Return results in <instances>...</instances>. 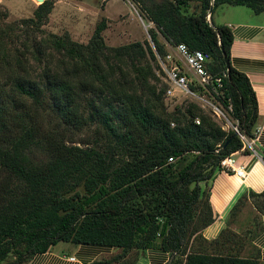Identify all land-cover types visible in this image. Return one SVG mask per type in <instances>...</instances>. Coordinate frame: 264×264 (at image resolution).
Instances as JSON below:
<instances>
[{
  "label": "trees",
  "instance_id": "trees-1",
  "mask_svg": "<svg viewBox=\"0 0 264 264\" xmlns=\"http://www.w3.org/2000/svg\"><path fill=\"white\" fill-rule=\"evenodd\" d=\"M263 1L131 0L153 24L149 39L108 46L105 18L87 43L46 35V48L24 43L42 63L36 77L19 57L12 67L18 28L0 22V264H25L58 242L119 251L90 264H135L153 246L171 254L166 264H258L264 190L244 191L217 237L202 234L215 220L212 181L221 160L242 148L240 138L193 100L168 110L157 73L167 45L206 53L219 78L208 97L230 106L232 121L252 137L254 91L244 73L227 70L222 50L230 60L233 34L211 15L223 3L260 10ZM52 9L44 0L18 27L42 32ZM91 127L92 140L76 143L74 132Z\"/></svg>",
  "mask_w": 264,
  "mask_h": 264
},
{
  "label": "crops",
  "instance_id": "crops-1",
  "mask_svg": "<svg viewBox=\"0 0 264 264\" xmlns=\"http://www.w3.org/2000/svg\"><path fill=\"white\" fill-rule=\"evenodd\" d=\"M198 6L199 2L193 1L190 10H197ZM260 6V10H255L247 5L223 3L211 15L214 26H226L232 31L230 65L250 81L258 108L253 133L259 127L261 133L254 144L256 152L243 147L234 152L235 167L244 170V177L224 169L215 175L210 191L215 220L202 231L207 239L218 236L225 226L228 212L244 191L264 190V1ZM262 222L264 224V217ZM65 243L66 246L58 247L56 244L46 252L35 254L25 264H90L118 251L102 245ZM253 244L259 250L258 264H264V228L255 236ZM170 257L168 251L153 246L145 249L135 264H166Z\"/></svg>",
  "mask_w": 264,
  "mask_h": 264
},
{
  "label": "rangeland",
  "instance_id": "rangeland-1",
  "mask_svg": "<svg viewBox=\"0 0 264 264\" xmlns=\"http://www.w3.org/2000/svg\"><path fill=\"white\" fill-rule=\"evenodd\" d=\"M53 9L48 15V20L41 28L42 32L32 33L30 28L18 27V22L21 19L31 17L39 0H0V22L2 24H12L18 28V38L13 36V41L9 47L11 54L10 58L12 67H16L15 57H19L26 69H29L32 77H36L42 67V63L35 61L31 55L30 46L24 45L38 43L41 41L42 47L46 48L41 38L46 35H63L67 32L74 41L87 43L90 39L96 24L102 19H106V29L103 32L105 43L108 46H118L128 44L135 41L143 42L149 39L148 29L153 26L138 10L136 5L131 0H51ZM215 11V10H214ZM3 13L6 16L3 17ZM21 31V32H20ZM24 32L28 34L25 37ZM27 39L24 42V39ZM28 49V50H27ZM171 51V49H169ZM19 71V69H17ZM20 73H23L20 70ZM160 81L166 83L165 74L157 73ZM0 78H5L0 74ZM14 97L18 98L17 95ZM187 100H196L190 96L175 90L174 95L166 97L165 104L168 110H173L174 106L183 104ZM202 104L201 101L196 100ZM206 111L211 112L213 118L221 124L225 129L230 128V122H233L229 115H226L228 120L212 113L207 106ZM230 120V121H229ZM94 128H87L82 132H74L73 138L76 143L81 144L82 139L88 138L92 140ZM91 134V135H89ZM245 215L241 216V220H245ZM65 242H58L57 246H66ZM119 252V251H117Z\"/></svg>",
  "mask_w": 264,
  "mask_h": 264
},
{
  "label": "built area",
  "instance_id": "built-area-1",
  "mask_svg": "<svg viewBox=\"0 0 264 264\" xmlns=\"http://www.w3.org/2000/svg\"><path fill=\"white\" fill-rule=\"evenodd\" d=\"M206 18L210 20L209 12L207 13ZM168 47L171 51L168 50V53L164 58L158 56L159 64L163 74H165L167 83L165 91L166 97L174 95L175 90H179L181 93L201 101L202 104L193 100L203 109L207 106L211 109L212 113L228 120L226 115H229L228 112L230 106L226 109L221 103L213 99V97H208V95L212 96L209 87L212 84V81H219V78L213 77L208 70L210 57L201 50H190L184 43H179L175 46L169 45ZM192 85L202 88V91L192 90L190 88ZM195 122L199 124V118H196ZM237 124V121L230 122L231 128L234 129L243 144L242 147L256 152L254 144L259 138L261 128H257L253 133V136L249 138L244 133L240 132ZM262 160L264 162V158ZM169 161H172V158H169ZM220 165L222 169L228 170L238 177L242 178L245 176V172L242 168L235 167L234 153L224 157L221 160ZM70 259L74 260V257H71Z\"/></svg>",
  "mask_w": 264,
  "mask_h": 264
},
{
  "label": "water",
  "instance_id": "water-1",
  "mask_svg": "<svg viewBox=\"0 0 264 264\" xmlns=\"http://www.w3.org/2000/svg\"><path fill=\"white\" fill-rule=\"evenodd\" d=\"M44 0H41L40 1V3H42ZM212 11V9H210V12ZM222 54H223V58H224V61H225V65H226V68H227V70H228V68H229V66H230V62H229V60L226 58V55H225V52L222 50ZM236 135V132L234 133V135H233V137ZM230 140H228L227 142H226V144L229 142ZM225 144V145H226Z\"/></svg>",
  "mask_w": 264,
  "mask_h": 264
},
{
  "label": "bare ground",
  "instance_id": "bare-ground-1",
  "mask_svg": "<svg viewBox=\"0 0 264 264\" xmlns=\"http://www.w3.org/2000/svg\"><path fill=\"white\" fill-rule=\"evenodd\" d=\"M39 1H41V0H39Z\"/></svg>",
  "mask_w": 264,
  "mask_h": 264
}]
</instances>
